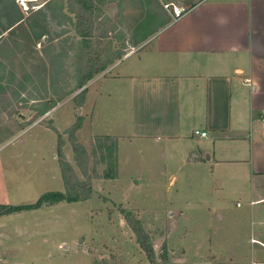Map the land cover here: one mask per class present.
Returning a JSON list of instances; mask_svg holds the SVG:
<instances>
[{
    "label": "crops",
    "instance_id": "0c3cea01",
    "mask_svg": "<svg viewBox=\"0 0 264 264\" xmlns=\"http://www.w3.org/2000/svg\"><path fill=\"white\" fill-rule=\"evenodd\" d=\"M23 1L36 3L38 12L54 0ZM162 4L182 7L171 0ZM186 8L183 18L175 23L163 18L142 47L81 88L83 103L73 105L72 112V125L76 116L83 120L76 139L84 148L86 137L115 139L118 178L122 170L130 171L129 190L143 193L144 204L170 198L186 219L199 220L205 213L224 221L228 205L244 198L253 219L250 244L264 249V0H198ZM102 11L115 23L114 3L106 2ZM22 22L19 17L14 25L0 27V42ZM62 104L51 105L28 127H18L15 136L42 126L45 116L61 133L52 117ZM18 119L16 125L24 123L21 114ZM194 131L206 136H194ZM62 141L69 163L71 146ZM52 150L56 159L55 143ZM116 181L100 180L92 189L101 185V191L110 184L115 190ZM11 186L6 182L1 187L5 196L0 205L23 206L16 201V182L14 190ZM8 190L14 197L7 201ZM62 204L0 215V264H21L13 257L26 234L18 221ZM33 249L37 253L40 248Z\"/></svg>",
    "mask_w": 264,
    "mask_h": 264
},
{
    "label": "rangeland",
    "instance_id": "374dc122",
    "mask_svg": "<svg viewBox=\"0 0 264 264\" xmlns=\"http://www.w3.org/2000/svg\"><path fill=\"white\" fill-rule=\"evenodd\" d=\"M165 1L107 0L115 4V23L105 16L101 23L97 22L92 48L86 51L75 30L73 16L66 7L60 10L59 0L38 12H34L36 3L0 0L1 28L14 25L19 17L23 19L0 42V189L7 182L14 190L16 182L17 203L26 206L46 192L62 191L58 159L52 155L57 135L45 128L52 121L45 116L42 126L15 136L21 131L18 127H28L35 119H41L51 105L62 101L52 120L61 133L57 132L67 139L63 133L72 125L74 97L81 92L78 86L82 79L86 76L94 79L100 64L113 65L142 47L162 19L170 17L163 8ZM171 1L189 7L198 0ZM88 60L92 61L90 67L85 64ZM2 105L6 107L3 110ZM18 114L24 116L21 125H16L21 121ZM11 130L14 136H8ZM84 133L80 134L79 142ZM97 138L103 137L83 138L87 142L91 187L100 180L116 179L113 183V186L117 184L116 189L109 184L100 191L101 185H98L95 188L99 191L98 197L92 189L93 194L87 201L63 203L18 221L17 225L26 234L18 240L19 249L13 257L21 254L20 259L16 257L21 264H88L89 261L91 264H148L119 207L132 212L142 223L152 239L157 264H264V249L250 244L253 219L244 198L228 205L226 213L223 212L224 221L205 213L199 220L181 217L167 197L157 199L154 204H144L143 193L129 190L130 171L122 170L119 178L116 172L113 179H102L114 162L117 171V146L111 155L107 150L100 152L96 149ZM6 141L8 144L3 146ZM71 150H68L69 164L83 181ZM7 194V201L14 197L9 190ZM4 196L1 193L0 199ZM137 196L141 197L134 200ZM34 247H39V252L35 253Z\"/></svg>",
    "mask_w": 264,
    "mask_h": 264
},
{
    "label": "trees",
    "instance_id": "16d2710c",
    "mask_svg": "<svg viewBox=\"0 0 264 264\" xmlns=\"http://www.w3.org/2000/svg\"><path fill=\"white\" fill-rule=\"evenodd\" d=\"M107 0H59L60 10L64 9V3L69 14H71L75 21V30L77 35L80 37L84 49L86 51L90 50L92 47V40L94 39V32L96 23H101L103 20L102 7ZM50 3L46 4V8L49 7ZM6 29H4L5 31ZM1 35V32H0ZM104 35V34H103ZM103 37V36H102ZM88 67L92 65V61L88 60L85 63ZM106 69V65L100 64L95 71V75L103 72ZM92 79L91 76H86L80 82L78 89L85 86L88 81ZM85 92L81 91L80 94L74 97V102L76 107H80L83 103ZM82 118L76 116L75 123L65 130L63 133L67 136V140L71 146L73 161L75 167L84 178L80 181L73 169V167L66 161L63 153L64 142L62 141V135L57 132V130L52 126L48 125L50 131L57 135L56 143V156L58 159V166L60 170L63 192L53 191L46 192L41 195L38 200L32 205L26 206H1L0 205V215H9L12 213H20L31 210L40 209L43 206L50 207L57 205L59 203H77L88 200L92 194L91 187V177L88 173V163L89 157L85 148L80 145L76 139V133L82 128ZM25 127L21 128L24 129ZM98 146L96 149L100 152L102 150H107L110 155L115 152L117 142L113 138L103 137L102 139L97 138ZM105 142L103 145L102 143ZM115 154V153H114ZM116 164L109 166L107 172H104L102 179H113L116 176ZM120 215L122 216L125 224L132 232L135 243L144 254L148 264H157L156 253L153 247L152 239L148 233L144 230L142 223L134 216V214L122 207L118 208Z\"/></svg>",
    "mask_w": 264,
    "mask_h": 264
},
{
    "label": "built area",
    "instance_id": "2783aa9c",
    "mask_svg": "<svg viewBox=\"0 0 264 264\" xmlns=\"http://www.w3.org/2000/svg\"><path fill=\"white\" fill-rule=\"evenodd\" d=\"M163 8L165 9L166 12L169 13L170 18H171V23L177 22L178 20L183 18L189 12V8H186V7H174L171 4H164ZM262 124L264 126V117L262 118ZM193 135L203 138V137L206 136V133L205 132H201V131H194ZM261 246L264 248V245H261Z\"/></svg>",
    "mask_w": 264,
    "mask_h": 264
}]
</instances>
